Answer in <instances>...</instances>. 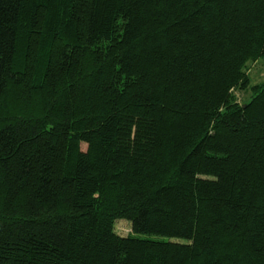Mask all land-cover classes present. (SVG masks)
Returning a JSON list of instances; mask_svg holds the SVG:
<instances>
[{"label": "trees", "instance_id": "trees-1", "mask_svg": "<svg viewBox=\"0 0 264 264\" xmlns=\"http://www.w3.org/2000/svg\"><path fill=\"white\" fill-rule=\"evenodd\" d=\"M257 60L264 0H0V264H264Z\"/></svg>", "mask_w": 264, "mask_h": 264}, {"label": "rangeland", "instance_id": "rangeland-1", "mask_svg": "<svg viewBox=\"0 0 264 264\" xmlns=\"http://www.w3.org/2000/svg\"><path fill=\"white\" fill-rule=\"evenodd\" d=\"M247 74L250 79L251 84L260 83L264 80V61L257 60L249 64V68L247 69ZM247 92V93H246ZM236 97L238 98L239 102H243L244 100L248 99L250 96L249 91H245L241 93L235 92ZM81 148L84 149L85 145H81ZM114 231L118 235L126 236L132 233L131 225L128 221L124 219H118L114 222Z\"/></svg>", "mask_w": 264, "mask_h": 264}]
</instances>
